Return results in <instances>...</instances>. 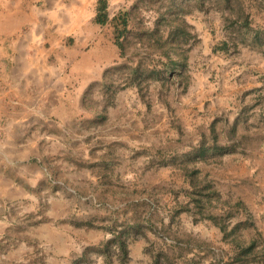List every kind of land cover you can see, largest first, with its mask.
<instances>
[{"label":"crops","instance_id":"1","mask_svg":"<svg viewBox=\"0 0 264 264\" xmlns=\"http://www.w3.org/2000/svg\"><path fill=\"white\" fill-rule=\"evenodd\" d=\"M83 180L138 229L44 225L108 264H264V0H0V264Z\"/></svg>","mask_w":264,"mask_h":264},{"label":"rangeland","instance_id":"2","mask_svg":"<svg viewBox=\"0 0 264 264\" xmlns=\"http://www.w3.org/2000/svg\"><path fill=\"white\" fill-rule=\"evenodd\" d=\"M103 2L105 7L107 6L105 1H101V9L103 8L101 7ZM119 5L121 4H110V10H116ZM90 186L86 180H83V184L78 187L79 190L75 188L76 190L62 196L67 200L64 203V208L61 210L59 207L52 210V212L45 208L47 205L44 204V199L47 196H38V200L42 199L43 204H37L35 211H30V220L31 218L35 219V227L29 229L24 227L15 228L20 232V235L27 234L26 231L29 230L30 251H33L35 255L34 264H63L58 257L69 252L84 255L85 258L82 261L78 259L77 264L83 262L84 264H108L109 255L116 253L118 244L114 237H109L106 241L101 239L100 243H82L78 240L79 237H68L66 234L67 228H61L57 224L44 225V222L47 223L49 220L54 223L55 220L63 218L70 221H85L86 223L93 213L94 216H97L101 228L115 232L122 227L126 215V218L128 216L131 218L133 229H138L140 224L139 210H132L131 213L120 209L110 211L108 204L113 205L136 198L138 203L139 196H131L129 199V197L122 195H108L104 193L103 189L100 190L99 195H94L91 193ZM131 202H135V200H131ZM57 206H59V203ZM92 209H94V212L91 211ZM19 217L22 218L23 215ZM103 256H108V259H104Z\"/></svg>","mask_w":264,"mask_h":264},{"label":"trees","instance_id":"3","mask_svg":"<svg viewBox=\"0 0 264 264\" xmlns=\"http://www.w3.org/2000/svg\"><path fill=\"white\" fill-rule=\"evenodd\" d=\"M101 4H102V6H101V7H103V8H104V7H105V3L103 2V3H101Z\"/></svg>","mask_w":264,"mask_h":264}]
</instances>
